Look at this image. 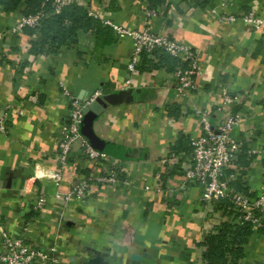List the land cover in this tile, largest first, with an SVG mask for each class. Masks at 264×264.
Masks as SVG:
<instances>
[{
  "label": "crops",
  "instance_id": "crops-1",
  "mask_svg": "<svg viewBox=\"0 0 264 264\" xmlns=\"http://www.w3.org/2000/svg\"><path fill=\"white\" fill-rule=\"evenodd\" d=\"M79 2L96 14L99 28L78 29L76 42L56 51L49 44L31 48L38 38L31 27L10 31L25 14V0L12 9L0 4V112H8V129L0 132V222L14 235L25 228L34 246H55L58 264H87L95 255L103 264H203L206 235L237 217L219 203L202 202L200 185H181L190 139L203 132L194 110H207L214 123L222 91L236 97L228 110L241 120L231 136L243 151L234 185L256 196L264 185V25L217 16L250 8L264 16V0H234L222 8L218 0ZM148 9L155 14L148 17ZM104 19L188 44L200 64L194 89L176 90L175 61L158 52L146 56L145 65L141 60L127 85L132 38L117 37ZM64 88L80 99L127 91L129 101L109 105L92 122L117 166V183L96 182L105 161L93 165L77 143L62 179L49 177L59 167L57 139L69 112ZM85 177L87 195L66 197ZM39 196L44 205L35 211ZM236 264H264V223L253 227Z\"/></svg>",
  "mask_w": 264,
  "mask_h": 264
},
{
  "label": "built area",
  "instance_id": "built-area-1",
  "mask_svg": "<svg viewBox=\"0 0 264 264\" xmlns=\"http://www.w3.org/2000/svg\"><path fill=\"white\" fill-rule=\"evenodd\" d=\"M218 1V6L222 8L234 0ZM79 3V0H39L38 10L34 13L23 14L10 31L17 33L24 27H39L42 20L49 14H59L65 7L72 4L79 5ZM154 14V9L146 11L148 17ZM89 15L97 18L95 13H89ZM217 20L224 23L241 20L256 29H260L264 25V16L259 15L252 8L238 14H220L217 16ZM102 23L110 26L119 38L123 36L132 38V53L127 65L130 77L126 80L127 85L131 83L132 74L139 71L143 53L150 58L156 54L155 51H162L179 60V63L172 70L176 90L180 93H186L194 89V78L199 72L200 64L197 54L188 44L174 40L166 34L155 33L147 27L140 30L126 29L114 24L110 19H104ZM63 91L69 96L70 106L68 115L60 126L57 139L56 157L59 161V167L50 172L49 177L55 181L62 179V169L65 168L70 151L77 143L81 154L93 165L98 166L99 163L105 161L103 165L104 174L94 176V180L102 184L117 183L119 181L117 166L114 163L111 164L110 157L106 152L94 149L81 133L84 116L83 107L88 106L96 97L101 96V92L96 91L90 97L80 99L69 95L65 88ZM236 100L235 96H231L225 90L222 91L221 104L216 108L219 119L215 120L214 123H211L210 113L207 110H194L203 132L190 139L192 152L184 161L181 185L182 187L190 184L200 185L202 188L201 200L208 205L229 200L231 203L229 209L237 217V223L249 222L253 227H258L264 223V185L261 186L256 196L238 191L234 186V181L239 173L238 159L243 151L242 143L231 136V131L241 120L238 113H232L228 110V107ZM7 113L0 112V132L2 133L8 129ZM89 179L85 177L75 182L66 197L74 195L81 199L84 198L90 187ZM43 205L44 199L39 196L34 201L33 209L39 211ZM23 230L25 231V228ZM24 231L14 235L7 231L0 222V264L59 263L60 257L55 246L48 248L34 246L26 240ZM203 264L206 263L203 261Z\"/></svg>",
  "mask_w": 264,
  "mask_h": 264
},
{
  "label": "trees",
  "instance_id": "trees-1",
  "mask_svg": "<svg viewBox=\"0 0 264 264\" xmlns=\"http://www.w3.org/2000/svg\"><path fill=\"white\" fill-rule=\"evenodd\" d=\"M20 0H0V4L5 9L14 8ZM25 14L34 13L39 8V0H25ZM99 24L96 19L89 15L86 8L72 4L65 7L59 14H49L45 17L39 27H31L32 34L38 35L37 39L32 40L31 48L41 51L45 44H49L51 50H58L61 46H72L77 40V30H88L97 28ZM157 51H155L156 53ZM159 57H171L159 51ZM173 58L175 65L178 59ZM143 64L149 62L146 54L141 56ZM154 67L156 65H153ZM152 66V67H153ZM175 67V66H174ZM173 67V68H174ZM237 182L234 186L237 187ZM235 187V188H236ZM240 190V189H239ZM247 193V191H241ZM228 210L231 207L229 200L218 202ZM230 210V209H229ZM231 211V210H230ZM253 225L249 222L242 224L235 222H222L216 227L215 232L206 235L202 244L205 246L203 261L206 264H236L241 256L242 246L246 242L248 235L252 233Z\"/></svg>",
  "mask_w": 264,
  "mask_h": 264
},
{
  "label": "water",
  "instance_id": "water-1",
  "mask_svg": "<svg viewBox=\"0 0 264 264\" xmlns=\"http://www.w3.org/2000/svg\"><path fill=\"white\" fill-rule=\"evenodd\" d=\"M127 91L122 90L117 93L98 96L88 106L83 107V120L81 124V133L88 140L89 144L96 150L105 152L102 148V142L93 133L92 122L96 115L101 113L109 105L120 103L121 101H129L130 97L126 95ZM126 95V96H125ZM106 263L100 255H95L88 260L87 264Z\"/></svg>",
  "mask_w": 264,
  "mask_h": 264
}]
</instances>
